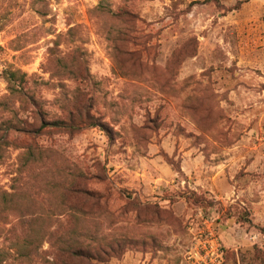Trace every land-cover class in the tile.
<instances>
[{
	"label": "rangeland",
	"instance_id": "1",
	"mask_svg": "<svg viewBox=\"0 0 264 264\" xmlns=\"http://www.w3.org/2000/svg\"><path fill=\"white\" fill-rule=\"evenodd\" d=\"M4 208L0 264H264V0H0Z\"/></svg>",
	"mask_w": 264,
	"mask_h": 264
},
{
	"label": "built area",
	"instance_id": "2",
	"mask_svg": "<svg viewBox=\"0 0 264 264\" xmlns=\"http://www.w3.org/2000/svg\"><path fill=\"white\" fill-rule=\"evenodd\" d=\"M204 224L205 229L190 230L182 264H226L225 249L213 229V221L204 219Z\"/></svg>",
	"mask_w": 264,
	"mask_h": 264
},
{
	"label": "trees",
	"instance_id": "3",
	"mask_svg": "<svg viewBox=\"0 0 264 264\" xmlns=\"http://www.w3.org/2000/svg\"><path fill=\"white\" fill-rule=\"evenodd\" d=\"M69 69H70V67H69ZM69 75H70L69 77H71V79L77 84L81 83L82 81L86 82V81L90 80L89 72H88V69L86 67L83 70V72L79 73V71H78L77 74H75L74 71H69ZM80 108H81L80 106L76 105V109H80ZM86 108H84L85 111H84V118L83 119L84 120H90L92 118V115H90V108L89 107H86ZM74 110H75V108H74ZM74 110L71 111L72 113L70 115V117H71L70 121H72L71 122L72 124H73V121L76 122V121H80L82 119L80 113L75 114ZM89 125H92V124H89ZM86 127H89V126L86 124L84 128H86ZM4 197H6V196L3 194L1 196V198H3V203H6L7 201H5ZM7 214H9V213H7L5 208L3 210L1 209L0 219L5 222ZM18 215H21L22 217H24V214L18 213ZM22 217L19 219V221L21 223V226H23V231H22L21 236L23 235V239H24V218H22ZM5 223H7V222H5ZM4 231H6L5 228L1 227L0 228V235H2L4 233ZM9 231L11 232L12 230L10 229Z\"/></svg>",
	"mask_w": 264,
	"mask_h": 264
},
{
	"label": "crops",
	"instance_id": "4",
	"mask_svg": "<svg viewBox=\"0 0 264 264\" xmlns=\"http://www.w3.org/2000/svg\"><path fill=\"white\" fill-rule=\"evenodd\" d=\"M112 65H114V62H112V61H110V62L104 61L103 66H101V67L99 66V67L95 68V65H93V69L92 68H90V70L88 69L90 79L95 78L94 76H97V75L99 77L112 75L111 70H110ZM116 77L120 81L127 79V77L125 75H117Z\"/></svg>",
	"mask_w": 264,
	"mask_h": 264
}]
</instances>
